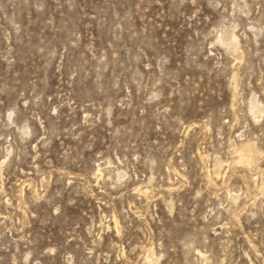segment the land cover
Here are the masks:
<instances>
[{
	"label": "rangeland",
	"instance_id": "obj_1",
	"mask_svg": "<svg viewBox=\"0 0 264 264\" xmlns=\"http://www.w3.org/2000/svg\"><path fill=\"white\" fill-rule=\"evenodd\" d=\"M0 264H264V0H0Z\"/></svg>",
	"mask_w": 264,
	"mask_h": 264
},
{
	"label": "bare ground",
	"instance_id": "obj_2",
	"mask_svg": "<svg viewBox=\"0 0 264 264\" xmlns=\"http://www.w3.org/2000/svg\"><path fill=\"white\" fill-rule=\"evenodd\" d=\"M228 41V40H227ZM232 41H234V40H229L228 41V43H231ZM235 43V42H234ZM235 45V44H234ZM253 103V102H252ZM252 106H253V104H251ZM253 108V107H252ZM241 159H242V157H241Z\"/></svg>",
	"mask_w": 264,
	"mask_h": 264
}]
</instances>
